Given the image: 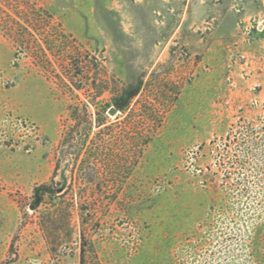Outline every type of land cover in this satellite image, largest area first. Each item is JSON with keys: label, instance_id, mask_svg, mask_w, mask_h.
Returning a JSON list of instances; mask_svg holds the SVG:
<instances>
[{"label": "rangeland", "instance_id": "obj_1", "mask_svg": "<svg viewBox=\"0 0 264 264\" xmlns=\"http://www.w3.org/2000/svg\"><path fill=\"white\" fill-rule=\"evenodd\" d=\"M38 2L109 77L162 103L130 199L96 202L112 215L93 234L101 263L254 264L252 241L256 256L264 246V0ZM70 95L0 31V264H82L75 243L59 260L48 253L29 204L64 154ZM149 130L136 111L116 137Z\"/></svg>", "mask_w": 264, "mask_h": 264}, {"label": "trees", "instance_id": "obj_2", "mask_svg": "<svg viewBox=\"0 0 264 264\" xmlns=\"http://www.w3.org/2000/svg\"><path fill=\"white\" fill-rule=\"evenodd\" d=\"M0 31L71 93L59 145L64 154L55 153L52 176L34 189L29 203L35 205L47 251L59 260L75 243L81 246L82 264L87 258L102 264L93 234L112 215L100 212L96 202L111 209L130 199L124 191L133 166L164 122L162 103L158 100L160 106L155 107L146 94L138 96L139 89L109 77L99 58L69 41L38 0H0ZM111 107L119 111L114 120L105 115ZM136 111L152 123V130L125 131L116 137ZM65 157L71 158L70 175L58 179ZM255 244L252 241L249 261L264 264V246L259 245L256 256Z\"/></svg>", "mask_w": 264, "mask_h": 264}, {"label": "water", "instance_id": "obj_3", "mask_svg": "<svg viewBox=\"0 0 264 264\" xmlns=\"http://www.w3.org/2000/svg\"><path fill=\"white\" fill-rule=\"evenodd\" d=\"M109 112H110L111 114H115V113H117V110H116V108L112 107V108L109 109ZM31 207L34 208L35 205L32 204Z\"/></svg>", "mask_w": 264, "mask_h": 264}]
</instances>
